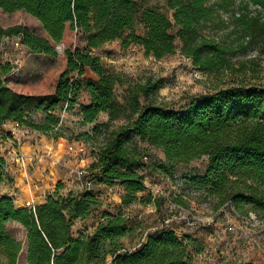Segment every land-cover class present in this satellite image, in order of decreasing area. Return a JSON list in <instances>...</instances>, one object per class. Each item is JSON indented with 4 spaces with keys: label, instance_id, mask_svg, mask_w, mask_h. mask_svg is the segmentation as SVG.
Instances as JSON below:
<instances>
[{
    "label": "trees",
    "instance_id": "trees-1",
    "mask_svg": "<svg viewBox=\"0 0 264 264\" xmlns=\"http://www.w3.org/2000/svg\"><path fill=\"white\" fill-rule=\"evenodd\" d=\"M166 1L174 11L173 20L153 7L138 10L136 0H0V10L25 11L42 24L49 38L21 26L0 27V35H20L32 53L57 61L38 82L11 85L6 78L13 66L0 61V125L13 122L50 135L61 123L59 113L64 105L75 104L85 91L90 104L81 106V122L94 124L100 133V116L107 113L114 119L123 109L114 98L120 77L91 50L116 40L124 49L139 45L146 56L162 59L175 54L179 39L183 54L201 70L222 66L226 47L200 33L202 25L218 17L211 0ZM243 1L242 10L251 4L264 10V0ZM233 5V0H222L220 6ZM239 18L246 30L264 37V21L249 18L248 13ZM137 23L143 26L144 35L138 34ZM70 33L83 35L84 49L64 44ZM59 45L65 47L62 55L57 51ZM161 88V81L148 80L132 90L125 105L130 122L106 135L97 161L90 166L92 181L120 183L126 206H160L159 199L147 194L140 171L148 156L136 143L139 140L163 151L165 161L158 167L162 173L207 157L205 174L185 178L187 186L214 201L217 209L229 203L238 211L249 207L264 216V86L221 89L193 100L182 110H170L152 101L141 103V96L150 99ZM31 103L45 115L41 123L27 110ZM52 136L60 138L59 134ZM2 182L0 168V185ZM62 189L59 183L56 192L35 211L18 207L10 197L0 198V264H18L23 249V243L9 231L12 223L27 234V264H107L109 257L112 264H196L187 237L180 240L169 227L149 233L137 249H126L122 240L135 230L121 214L104 213L92 234L75 236V221L90 218L99 202L92 191L64 196ZM176 202L183 205L181 200Z\"/></svg>",
    "mask_w": 264,
    "mask_h": 264
},
{
    "label": "rangeland",
    "instance_id": "rangeland-1",
    "mask_svg": "<svg viewBox=\"0 0 264 264\" xmlns=\"http://www.w3.org/2000/svg\"><path fill=\"white\" fill-rule=\"evenodd\" d=\"M233 1L232 7L222 8L220 6L222 0H211L210 5L216 8L218 17L215 22L202 25L200 30L202 36L226 47V53L223 56L224 64L218 69L203 71L197 67L192 59L183 54V44L179 39L176 40L175 54L162 59L146 56L144 49L139 45H131L124 49L120 40L107 43L100 49L91 50L92 55L99 57L120 77V83L115 87L114 98L123 109L114 119H111L109 114L103 113L98 122V125L105 129L106 135L116 132L130 122V114L125 109V105L130 99L132 90L148 80L161 81L162 88L150 99L141 96V103L146 105L152 101L170 110H182L193 100L228 87L264 86V37L255 32H249L244 22L238 20L241 15L248 13L249 18L257 17L263 22L264 10L252 4L248 6V9L242 10L245 2ZM136 4L138 10L153 7L173 20L174 11L169 8L166 0H136ZM16 26L27 28L41 38H49L42 24L25 11L5 13L0 10V27L8 30ZM135 28L139 35H144V28L140 23H137ZM176 32L177 28L173 29L172 33L176 34ZM64 44L66 46L70 44L75 48H85L83 35L77 33H70ZM63 51L58 53L62 55ZM10 60L13 63L18 61L14 68L20 65V70L11 72L7 76L8 85L36 83L49 68L57 63L53 57L32 53L26 46L16 50L13 45H0V61L8 63ZM87 76L91 77V73L88 72ZM80 95L78 99L82 104L86 100L82 92ZM27 110L37 123L43 121L45 115L36 109L35 103H31ZM77 114V110H71L70 115L73 117L65 124L66 114L61 111L59 113L61 126H58L54 133L47 135L54 138L52 135L59 134V140H66L70 153L67 156L74 154L79 163L84 158H91L90 164L72 172V193L81 192L83 183L93 182L90 166L97 161L96 154L104 139V135L97 133L94 124L83 125L77 119ZM35 133L40 132L34 131L33 134ZM136 143L141 147L143 154L148 156V160H143L145 166L140 171L146 181L147 194L152 193L154 198L159 199L160 206H144L140 203L126 206L123 204L125 189L120 183L109 185L97 180L93 182L92 193L98 200L99 206L90 218L75 221L73 227L75 236L80 233L92 234L97 225L103 221L104 213L121 214L135 230L133 234L122 240L124 247L129 251L137 249L149 233L169 227L176 231L180 240L187 237L188 250L196 264H264V223H262L264 216L260 213L256 214L249 207L241 211L235 209L239 214L237 216L231 207L217 209L215 203L207 201L199 194H193L185 183L176 187V181L203 176L209 163L207 157L188 164H180L166 174L158 170L160 164L164 163L163 151L139 140H136ZM70 146L73 150L69 149ZM78 171H86L87 174L80 178ZM6 175L3 174V176ZM62 185L64 188L67 184ZM68 194L67 191L63 192L64 196ZM175 200H181L184 209L192 210L200 219L210 217L208 210L212 211L215 215L213 222L205 224L200 220L197 225L188 226L177 220L171 221L177 215L171 208ZM206 203H209V208L206 207ZM250 215L257 218L258 224L247 220ZM230 226L233 227V231L227 230ZM9 231L23 243L18 264H27L25 230L20 225L12 223L9 225ZM108 260L111 261V257Z\"/></svg>",
    "mask_w": 264,
    "mask_h": 264
},
{
    "label": "crops",
    "instance_id": "crops-1",
    "mask_svg": "<svg viewBox=\"0 0 264 264\" xmlns=\"http://www.w3.org/2000/svg\"><path fill=\"white\" fill-rule=\"evenodd\" d=\"M84 92L82 91V94L86 101L82 104L87 106L90 104V97ZM77 112V119L81 122L80 112ZM71 117L73 116L70 112L66 114L65 124ZM13 127V122L0 125V160H7L10 164V171L8 175L3 176V182L0 185V198L10 197L18 207L25 208L26 203L29 202L35 206L44 204L47 197L56 192L59 183L67 184L60 191L62 195L65 191L72 192V172L90 164L91 158H84L79 163L74 154L67 156L70 153L66 140H55L43 133H35L27 140L19 142V151L26 158V171L12 158L14 145H16V139L11 134ZM107 264H112V261L108 260Z\"/></svg>",
    "mask_w": 264,
    "mask_h": 264
},
{
    "label": "built area",
    "instance_id": "built-area-1",
    "mask_svg": "<svg viewBox=\"0 0 264 264\" xmlns=\"http://www.w3.org/2000/svg\"><path fill=\"white\" fill-rule=\"evenodd\" d=\"M0 45L1 46H3V45H13V47L16 50H20V49H23L25 47V45L22 42V36H20V35H12V36H9V35H0ZM57 47H58V51H60V52L63 51L62 50L63 47H64L63 45H59ZM8 63H10L13 66L12 72H14V71L18 72L20 70V65H19V67L14 68V65L15 64L17 65L18 64V61H16V63H13L10 60V61H8ZM81 106H82V104L79 101L76 102L73 105H71V103H66L64 105V108H63L62 112L65 113V114H67L68 112H70L73 109L74 110H77V111H80ZM60 126H61V124L59 125V127ZM57 129H58V127L55 128V130H57ZM100 130H101L100 133L102 135H104L103 142L100 144V145H102V144H104V140L106 138V133H105V129H103L102 127L100 128ZM33 133H34L33 130H31V129L27 128V127L21 126L18 123H14V127H13V130L11 132V134L13 135V137L16 139V145H14V149H13V152H12V158H13V160H14L15 163H19V165L21 166V168L24 169V170H26V171H27L26 158L23 155V153L19 151V142L22 141L23 138L30 137L31 135H33ZM69 149L70 150H73V147L70 146ZM144 159L145 160H148V157H145ZM0 168H1L2 173L4 175L8 174L9 171H10V164H9V162L7 160H3L2 163L0 162ZM85 173L87 174L86 171H78L77 172V174H79L80 178H83L84 176H86ZM183 183H185V182L184 181H176V187L182 186ZM92 186H93V182H90V181L89 182H85L82 185V188H83L82 191H84V192H90V191H92ZM188 189L193 194H199V195L203 196L202 192H200V191H197V190L192 189V188H188ZM150 194H152V193H150ZM206 199H207V201H211V202L215 203L211 199H208V198H206ZM174 202H175V204H171V208H172V210H174L175 213H177V215L174 216L173 219H171V221L177 220L180 223L182 222V223H184L185 225H188V226H195V225H197L200 222V220H201V222H203L205 224H210V223L213 222V219H214V216L215 215H214V213L212 211L208 210L210 212V215H209L210 217H205V219H200L199 216L196 213H194L192 210H189L188 211V210L184 209L183 205L178 204L176 202V200ZM208 204L209 203H206V207L209 208V205ZM227 207H231L233 209L234 213L237 216H239L238 211L235 210V208H234V206L232 204H229L228 203V204H226L225 206H223L221 208H227ZM26 208H29V209L35 211L36 206L33 203L29 202V203H26ZM178 213H179V215H178ZM247 220L249 222L258 224L257 218L254 215H250V217H248ZM262 223H264V221ZM227 230L233 231L234 229H233L232 226H230V227L227 228Z\"/></svg>",
    "mask_w": 264,
    "mask_h": 264
}]
</instances>
